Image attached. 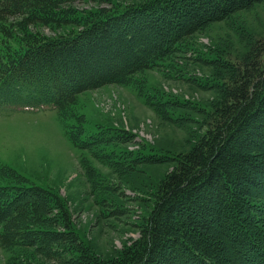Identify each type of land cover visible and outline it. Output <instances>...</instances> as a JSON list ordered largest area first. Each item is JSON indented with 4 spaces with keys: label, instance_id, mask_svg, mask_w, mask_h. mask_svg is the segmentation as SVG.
<instances>
[{
    "label": "trees",
    "instance_id": "1",
    "mask_svg": "<svg viewBox=\"0 0 264 264\" xmlns=\"http://www.w3.org/2000/svg\"><path fill=\"white\" fill-rule=\"evenodd\" d=\"M76 1L89 0H0V104L55 111L69 142L95 156L114 138L105 130L74 133L79 96L164 64L169 71L196 34L264 0H91L111 7L88 11ZM193 61L223 71L216 100L200 109L204 134L190 136L195 143L171 159L172 171L141 201L150 208L139 239L116 260L89 256L63 201L0 166V247L16 252L8 264L36 256L57 264H264V42L238 64ZM147 104L167 123L187 124L175 121L185 104L171 96Z\"/></svg>",
    "mask_w": 264,
    "mask_h": 264
},
{
    "label": "rangeland",
    "instance_id": "2",
    "mask_svg": "<svg viewBox=\"0 0 264 264\" xmlns=\"http://www.w3.org/2000/svg\"><path fill=\"white\" fill-rule=\"evenodd\" d=\"M113 1L128 5L140 0ZM74 6L79 11L111 7L110 2L91 0L76 1ZM44 35L53 36L47 30ZM256 42H264V1L196 34L184 54L173 59L169 71L164 64L128 84L79 96L69 122L74 133L78 130L84 137L105 130L112 131L114 138L103 150L96 149L95 156L69 142L55 111L0 107V166L17 173L26 187L49 190L63 201L77 242L87 248L89 256L104 262L116 260L139 239L150 208L141 201H148L172 171L171 159L195 143L190 136L199 138L205 132L201 110L215 102V78H222L223 71L193 59L215 61V66L238 64ZM158 95L185 104L184 110L175 112V121L187 124L172 125L155 114L147 103ZM117 130L127 135L117 138L122 134ZM135 161V171L128 172ZM115 210L122 212L112 214ZM13 251L0 247V264H8ZM24 260L21 264H57L38 256Z\"/></svg>",
    "mask_w": 264,
    "mask_h": 264
}]
</instances>
